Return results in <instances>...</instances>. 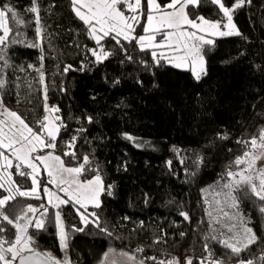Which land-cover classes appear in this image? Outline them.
Wrapping results in <instances>:
<instances>
[{"label": "trees", "instance_id": "obj_1", "mask_svg": "<svg viewBox=\"0 0 264 264\" xmlns=\"http://www.w3.org/2000/svg\"><path fill=\"white\" fill-rule=\"evenodd\" d=\"M168 2L157 0L162 8ZM234 2L225 0L228 6ZM6 4L13 6L20 18L31 22L20 28L26 43H41L44 49L47 101L59 109L57 116L61 120L57 123L64 125L53 152L67 166H79L87 156L91 167L99 170L105 189L111 186V196L101 194L102 207L88 210L97 212L101 226L112 236L100 233L93 225L84 232L73 231V225H84L73 207L62 206L71 264H95L110 248L134 255L137 260L155 256L165 262L178 259L182 249L193 264H201L208 255L206 244L214 254L212 259L236 264L235 259L228 260L230 250L211 238L223 239L219 228L213 223L209 225L203 189L224 182L221 176L227 166L245 150L237 140H249L264 128V0H246L233 13L241 35L212 38L214 45L207 46L209 50L205 52L206 74L200 80L166 61H162L163 66L153 65L151 50L141 52L134 42L122 41L127 48L125 53L118 46L113 48L115 41H102L105 49L115 54L96 63L88 51L97 48L95 41L87 38L69 0H38L44 29L42 41L37 40L35 33L36 14L26 11L33 6L32 0H0V8ZM146 5L147 0H141L137 13L142 24L147 20L142 14ZM123 10L130 16L126 7ZM190 15L193 19L202 15L218 20L222 13L215 6L202 5L199 9L191 8ZM136 34H143V28L138 26ZM26 43L12 44L6 49L10 67L3 69L8 83L1 91V99L4 106L36 131L37 121L45 115L38 73L32 71L31 80L17 79L15 75L27 65L40 64V49L27 47ZM129 55L132 59L127 58ZM142 60L152 67L146 68ZM68 65L71 69L64 73ZM17 95L18 104L13 101ZM225 134L228 138L221 139ZM127 136L150 146L137 147ZM73 137L74 146L69 147ZM173 148L180 151L176 153ZM66 151L75 152L76 158L63 155ZM198 157L202 163L197 169L194 161ZM181 159L185 162L181 163ZM168 161L172 162L170 166ZM11 173L21 189H30V178L24 181L16 176L15 167ZM95 175L94 171H85L80 179ZM6 194L5 188H0V198ZM40 194L41 200L17 197L4 210L14 219L13 214H22L28 204L36 208L41 203L47 205L42 190ZM259 203L254 205L247 199L240 203V212L258 237L257 243L241 253L244 260L264 253V215L258 210ZM41 211L34 214L33 221ZM181 211L188 213L190 219L184 220L179 215ZM124 220L127 225L121 227ZM7 229L3 235L14 240L15 228L7 225ZM29 234L35 235L36 242L54 256H61L54 226L38 234L29 226ZM137 248L144 251L136 252ZM146 264L154 262L146 260ZM257 264L261 262L257 260Z\"/></svg>", "mask_w": 264, "mask_h": 264}, {"label": "snow or ice", "instance_id": "obj_2", "mask_svg": "<svg viewBox=\"0 0 264 264\" xmlns=\"http://www.w3.org/2000/svg\"><path fill=\"white\" fill-rule=\"evenodd\" d=\"M250 3V0H248ZM246 0H235V2L228 6L225 0H169V2L161 7L157 0H147L146 10L143 15L147 17V23L142 24L138 10L141 8V0H69V7L75 14V17L82 21L87 38L95 41L99 52L96 49H88L92 56L95 57L96 63H101L109 56L114 55V51L105 49V43L115 41L113 48L117 46L119 50L127 53L122 41H127L129 44L139 46V51L147 52L151 50V57L153 65L163 66L162 61H167L175 68H181L191 71L196 80H200L202 75L206 74L205 70V52L209 49L207 46L214 45V40L209 37H227L233 35H241L236 30L235 25L232 23L233 13L242 8ZM32 7L26 11L35 13V33L38 41L43 40V25L39 15L38 0H32ZM215 6L218 12L222 13L220 19L211 21L204 16H196L195 19L191 18V8L199 9L201 6ZM126 7L127 11L132 15H126L123 10ZM166 9H170L166 10ZM227 19L226 24H222L224 19ZM30 21H25L20 18L19 13L15 11L13 6L4 5L0 8V61L3 65L0 66V91H3L8 81L3 76V69L10 67L5 58L6 49L12 44H25L24 33L20 28L28 27ZM143 28L145 35H133L137 32V27ZM223 29H228L227 31ZM157 36L162 39L157 42ZM27 47L39 48L41 51L39 67L35 65H28L38 73V82L43 88L44 93V111L46 115L43 120H38L39 125L36 131L30 127L25 120L18 115L15 111L7 109L0 99V117H7L8 119H0V160L5 163L0 164V188H5V183L10 186L5 190L8 195L0 198V261L3 264H13L14 261L19 260V264H71L67 254L68 237L69 233L65 231V222L62 215V206H71L74 208L76 215L79 216L80 223L84 225L82 228H76L73 225V231L84 232L89 225H93L100 233L107 236H112L106 227H102L101 217L96 211L89 212L88 207L91 205L94 209H100L101 194L112 195L110 190L111 186L106 190L103 185V180L99 174L98 169L91 167V162L87 156L83 157V162L77 167H67L65 161L60 155H55L52 152L46 155H33L37 152V148H50L56 149L58 146L57 135L60 129L64 126L54 122L45 123L50 121L52 113L59 112L56 107H50L47 103L48 85L45 80L44 72V49L41 43L27 42ZM157 49L170 50V55L164 51L159 53ZM128 59H132L129 55ZM145 64L146 68L152 67L146 61H141ZM83 68V66H82ZM71 69V65L66 66L63 71L67 73ZM24 71L23 68L20 69ZM19 87V85H17ZM63 90V89H61ZM60 116L52 117V121H60ZM91 122V117H88ZM19 125V126H18ZM7 129V131H5ZM79 131H82L80 129ZM47 139H45V134ZM129 140L133 138L126 137ZM221 139H227V135H222ZM76 137L72 138L69 147L74 146ZM35 141L36 143H33ZM245 149L242 155L237 156L234 161L230 162L227 166L225 174L221 176L224 182H218L217 187L220 191L212 190L213 200L210 202L207 199L205 203L211 206L212 203L217 205L215 211L222 215H213L212 211L205 209L206 215L210 218L209 225L218 223L222 228H226L228 232L234 233L233 236L227 239H217L219 245L224 249L230 250L228 260H236V264H257V260L264 264V253H261L256 259L244 260L241 253L249 249L251 245L257 243L258 237L253 229L247 227V221L244 215L240 212V203L242 199L252 200L255 205L259 201L258 210L261 215H264V163L257 166L258 162H264V128H261L258 135L252 136L249 140H237ZM138 147L141 145H137ZM260 150L257 152V150ZM11 151L17 163L13 165L6 155L5 151ZM174 152L178 153L180 150L173 148ZM65 156H72L76 158L75 152H64ZM35 161H40L47 172V180L40 175L39 168ZM181 159V163H184ZM171 161H168L169 166ZM202 163V158L198 157L194 164L198 169ZM15 167V175L23 178L24 181L31 179V188L22 190L20 185L12 179V173H4L7 169ZM31 169V171H27ZM85 171H94L96 175L90 180L81 181L79 177ZM67 174V175H65ZM191 175H195L192 173ZM48 184H53L59 187L60 191L64 192L67 199H63L52 193L47 187ZM12 185H15L13 190ZM75 186V187H73ZM41 190L48 196V204L41 203L39 208L31 204L26 206L23 214H13L14 219L4 209L9 201L17 200V197L31 198L41 200ZM207 192L208 190H203ZM217 197H223V200ZM253 198H255L253 200ZM79 205V207H75ZM84 209L83 212L80 209ZM225 208L234 209V212L226 211ZM39 209V216L33 221L28 218V213H37ZM184 220H189L188 213L181 211L179 213ZM27 221L22 223V221ZM128 219V217H124ZM225 219L230 223H225ZM6 222V224H5ZM237 223L243 230V236L239 237L235 234ZM143 222H141L142 226ZM7 225L15 228L14 240H8L3 234L6 233ZM29 226L36 229L37 234L41 231H47L49 226H54L57 230L59 238V247L64 253L62 259L54 257L51 253H39L32 247L36 243V236L29 234ZM216 231L215 229H212ZM184 233H181L183 236ZM207 239V237H205ZM235 241V242H233ZM158 242V241H154ZM5 245H8L5 247ZM205 251L208 253L204 257V261H210V264H225L223 260L212 259L213 252L206 244ZM114 251L109 249V252ZM143 248H137L136 252H143ZM25 252H31L32 255H24ZM108 253H105V260ZM121 257L126 259L118 262L113 259L111 264H146V260H151L154 264H193L192 258L186 261H180L177 258L168 260H157L155 256L147 257L146 260H137L134 255H128L125 252L120 253ZM10 257V258H6ZM204 261L201 264H204ZM101 264H105L102 261Z\"/></svg>", "mask_w": 264, "mask_h": 264}, {"label": "rangeland", "instance_id": "obj_3", "mask_svg": "<svg viewBox=\"0 0 264 264\" xmlns=\"http://www.w3.org/2000/svg\"><path fill=\"white\" fill-rule=\"evenodd\" d=\"M132 2L134 3V0H132ZM166 10H169L170 11V9H166ZM132 15V13L130 14V16ZM138 15V14H137ZM211 21H216V20H211ZM146 23H147V20H146ZM145 23V24H146ZM227 23V19L225 18L223 21H222V24H226ZM232 23L235 25V23H234V21L232 20ZM235 28H236V30H238V28H237V26L235 25ZM223 30H225V31H227L228 29H223ZM0 34H2V33H0ZM133 35H134V33H133ZM141 35H145V33L143 32V34H141ZM209 38H213V37H209ZM162 38L160 37V36H157V42H160V40H161ZM96 51L97 52H99V49L98 48H96ZM158 53L160 52V51H164L166 54H169L170 55V50H167V49H157L156 50ZM94 57V56H93ZM5 58H6V53H5ZM95 58V57H94ZM7 60V59H6ZM167 62V61H166ZM168 63V62H167ZM169 64V63H168ZM3 65V61H0V66H2ZM171 65V64H170ZM36 67H39V66H37V65H35ZM204 67H205V65H204ZM179 69H181V68H179ZM182 70H185V69H182ZM32 71H34L33 69H31V68H29L28 67V65L24 68V71H21V70H17L16 72H15V75H16V78L17 79H19V78H26L27 80H31L32 79V75H31V72ZM189 71V70H188ZM191 72V71H190ZM0 99H1V91H0ZM13 101L16 103V104H18L19 102H20V100H19V98H18V95L16 96V97H14L13 98ZM45 103V102H44ZM47 103H48V105L50 106V107H56L55 105H53V104H50L48 101H47ZM6 107V106H5ZM7 108V107H6ZM57 108V107H56ZM8 109V108H7ZM10 110V109H9ZM45 115H46V113H45ZM44 115V116H45ZM54 116H57V113H52L51 114V116H50V121H44L45 123H50V122H54V123H56V124H58L57 123V121H52V117H54ZM0 119H8L7 117H0ZM19 126V125H18ZM5 131H7V129H5ZM45 135V139H47V137H46V133L44 134ZM132 142H134L133 144L135 145V146H137V145H142V146H145V147H149L150 146V144L148 143V142H146V141H140V140H137V139H135V138H133L132 139ZM33 143H36L35 141H33ZM137 144V145H136ZM138 147V146H137ZM140 147V146H139ZM260 150L258 149L257 150V152H259ZM49 152H52L53 154H55L54 152H53V149H50V148H43V149H41V148H37V152L36 153H34L33 155H46L47 153H49ZM5 155L10 159V160H12V162H13V165H15L16 163H17V161L15 160V158H14V156L12 155V152L9 150V151H5ZM56 155V154H55ZM2 163H5L4 161H2V160H0V164H2ZM35 163L37 164V166H38V168H39V172H40V175L42 176V177H44L45 178V181L47 180V172H46V170H45V168H44V165L40 162V161H35ZM262 163H264V162H258V167L259 166H261V164ZM67 166V165H66ZM67 167H77V166H67ZM29 170V172L31 171V169H28ZM7 173H11V168H9V169H7V172L6 173H4V175H5V177L7 176ZM65 175H67V174H65ZM102 177V176H101ZM79 179H80V177H79ZM90 179H92V178H90ZM90 179H87V180H90ZM81 180V179H80ZM102 180H103V178H102ZM81 181H85V180H81ZM219 183H221L222 184V182H219ZM217 184H218V182H215V183H213V184H211V185H208L207 187H205L203 190H205V189H207L208 191L207 192H205V191H203V198H204V201L207 199L208 201H212L213 200V195H212V190L213 189H215L216 191H220V189L217 187ZM10 185L9 184H7V183H5V189L6 188H8ZM32 186V185H31ZM12 187H13V190H14V188H15V186L14 185H12ZM47 187L49 188V190L52 192V193H55L56 194V196H59V197H61V198H63V199H67L68 197L66 196V194L64 193V192H62V191H60V189H59V187H56V186H54L53 184H48L47 185ZM73 187H75V186H73ZM31 188V187H30ZM22 190H28V189H22ZM6 195H8V192H7V194ZM44 198H45V202L48 204V196L47 195H45L44 194ZM218 199H221V200H223V197H217ZM205 205H206V208L209 210V211H212L213 212V215L214 216H216V215H222L221 213H218L217 211H215V209L217 208V205H215V203H212L211 204V206L209 205V204H207V203H205ZM76 206H78L79 207V205H76ZM89 207H91V205H89ZM26 210V209H25ZM24 210V211H25ZM225 210L226 211H229L230 213L231 212H234V209H230V208H225ZM23 211V212H24ZM81 212H83L84 211V209H82V210H80ZM89 212H92L91 210H88ZM23 214V213H22ZM21 214V215H22ZM33 216H34V214L33 213H28V218H33ZM27 221V218H26V220L25 221H22V223H25ZM225 223H230L229 221H227L226 219H225V221H224ZM214 225H216L218 228H219V230H220V233H221V235H222V238L223 239H227L228 237H231V236H233L234 235V233H231V232H228L227 231V229L226 228H222L221 227V225L220 224H218V223H213ZM127 225V221L126 220H124V222H121L120 223V226L121 227H125ZM247 227H249L248 226V224L246 225ZM235 234H238V236L239 237H242L243 236V230H242V228L240 227V225L237 223V227H236V229H235ZM233 242H235V241H233ZM32 247L34 248V249H38V250H41L43 253H51L53 256H54V254L52 253V251L51 250H49L48 248H45L43 245H41L39 242H36L34 245H32ZM61 250V249H60ZM105 253H108V255H107V258H106V260H105ZM120 251H116V250H114V251H112V252H109V250H107V251H105L103 254H102V256L100 257V259L95 263V264H101V262L102 261H105V264H111V261L113 260V259H115V260H117V261H121V260H123V259H126V257H121V255H120ZM128 255H131V254H128ZM54 257H56V256H54ZM64 257V253L61 251V256L58 258V257H56V258H58V259H62ZM10 258V257H9ZM188 258H190L187 254H185V252H184V250H180L179 251V253H178V259L180 260V261H186ZM129 263H131L132 264V262H129Z\"/></svg>", "mask_w": 264, "mask_h": 264}, {"label": "water", "instance_id": "obj_4", "mask_svg": "<svg viewBox=\"0 0 264 264\" xmlns=\"http://www.w3.org/2000/svg\"><path fill=\"white\" fill-rule=\"evenodd\" d=\"M35 251H37L39 253H43L41 250H38V249H35ZM24 255L30 256V255H32V253L31 252H25ZM6 258H9V257H6ZM118 262H120V261H118ZM13 264H19V260L14 261ZM129 264H131V263H129Z\"/></svg>", "mask_w": 264, "mask_h": 264}]
</instances>
